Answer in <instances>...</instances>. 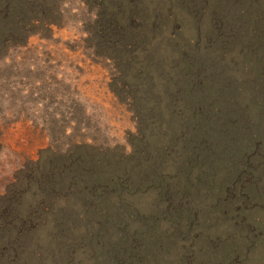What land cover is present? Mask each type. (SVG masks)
<instances>
[{"label":"rangeland","instance_id":"1","mask_svg":"<svg viewBox=\"0 0 264 264\" xmlns=\"http://www.w3.org/2000/svg\"><path fill=\"white\" fill-rule=\"evenodd\" d=\"M0 264H264V0H0Z\"/></svg>","mask_w":264,"mask_h":264}]
</instances>
